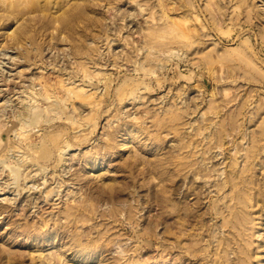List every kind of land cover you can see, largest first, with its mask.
Here are the masks:
<instances>
[{"label":"rangeland","instance_id":"rangeland-1","mask_svg":"<svg viewBox=\"0 0 264 264\" xmlns=\"http://www.w3.org/2000/svg\"><path fill=\"white\" fill-rule=\"evenodd\" d=\"M0 139V264H264V0H0Z\"/></svg>","mask_w":264,"mask_h":264},{"label":"bare ground","instance_id":"bare-ground-1","mask_svg":"<svg viewBox=\"0 0 264 264\" xmlns=\"http://www.w3.org/2000/svg\"><path fill=\"white\" fill-rule=\"evenodd\" d=\"M37 109L38 108H35V110H36V112L37 113H35L34 114V117L35 116H37L38 115V111H37ZM16 132H18L19 133V136L20 135H25L26 133H30L31 131H29V130H27V125H24V124H22L17 130H16ZM10 150H7V151H4L3 150V142H2V140L0 139V163L1 164H3V167H7V163H6V159H7V155H9L8 154V152H9ZM70 151H72V147L70 146V145H65V146H63L62 148H60V150H59V154H60V156L61 157H63L67 152H70ZM6 158V159H5ZM205 161V160H204ZM206 166V165H205ZM9 168V170H10V172H11V179H12V183H7V185H6V187L5 188H1L0 189V196H4V195H7V194H9V192H10V186H12V185H16L17 184V182H18V178H17V176H18V174H19V172H20V167H18V166H15V165H12V166H9L8 167ZM185 176H187V174H185ZM28 180V179H27ZM31 180V178L29 179V181ZM29 181L27 182V183H29ZM32 181V180H31ZM32 183V182H31ZM213 183V182H212ZM228 184V181H226V183H224L223 182V185H221V186H218L217 187V189H220V190H223L225 187H226V185ZM214 185H216V183L214 184ZM219 185V184H218ZM213 186V185H212ZM211 186V187H212ZM26 187L29 189V190H32V189H36V188H38L36 185H34V184H31V186L29 185V187H28V184L26 185ZM214 187V186H213ZM233 187V186H232ZM214 189H216V188H214ZM171 190V189H170ZM211 190V189H210ZM216 191V190H215ZM171 192V191H170ZM212 192V191H211ZM219 192V191H218ZM172 193V192H171ZM171 193H170V195H171ZM189 194H190V192H188ZM213 193H215V192H213ZM188 194V195H189ZM209 194V193H208ZM212 194V193H211ZM180 195V194H179ZM185 196V195H184ZM198 196V195H197ZM209 196V195H208ZM171 198V197H170ZM189 198V197H188ZM171 200V199H170ZM182 204V203H181ZM185 204H187L186 202H185ZM182 206H183V204H182ZM186 206V205H185ZM184 207V206H183ZM186 208V210L184 209V211H189V209H187V207H185ZM198 208V207H197ZM230 208V206H228V209ZM195 209H196V207H195ZM227 209V210H228ZM229 210H231V209H229ZM181 211V210H180ZM193 211H196V210H193ZM190 213H193L192 212V210H191V212H189V214ZM218 213H219V211H218ZM188 214V215H189ZM217 214V213H216ZM220 214V213H219ZM230 214H232V212L230 211ZM172 215V214H171ZM187 215V216H188ZM193 215V214H192ZM192 215L190 214V216L189 217H192ZM181 216V215H180ZM195 216V215H194ZM193 216V217H194ZM221 245H222V247H221ZM220 247H221V249H220ZM218 250H220L219 252H217L216 253V256H218V258L216 259L215 258V261H216V263L217 264H230L231 262H233L234 260H232L231 259V257H230V253H227L226 251H228L225 247H224V245L222 244V243H220V244H218ZM225 249V250H224ZM225 251V255L224 256H222L221 255V252L222 251ZM208 256H210V255H208ZM206 261V260H205Z\"/></svg>","mask_w":264,"mask_h":264}]
</instances>
